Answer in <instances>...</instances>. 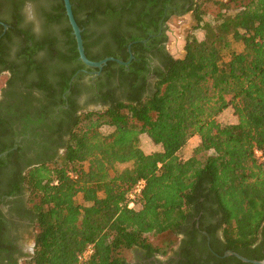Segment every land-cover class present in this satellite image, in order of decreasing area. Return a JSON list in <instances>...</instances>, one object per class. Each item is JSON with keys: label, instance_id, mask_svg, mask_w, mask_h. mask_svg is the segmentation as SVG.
Listing matches in <instances>:
<instances>
[{"label": "trees", "instance_id": "16d2710c", "mask_svg": "<svg viewBox=\"0 0 264 264\" xmlns=\"http://www.w3.org/2000/svg\"><path fill=\"white\" fill-rule=\"evenodd\" d=\"M27 1L35 3L41 20L38 35L30 27H19V10ZM138 1L148 11L158 0ZM71 3L91 60L113 56L126 61L127 44L137 41L132 45L135 59L129 65L134 76L128 78L127 67L114 61L103 69L118 70L132 90L124 100L113 98L107 108L77 114L64 155L30 168V162L25 169L12 168L29 192L34 214L35 248L22 264H128L124 252L135 247L151 254L166 253L174 240L154 244L147 235L179 234L193 218L194 227L199 223L211 233V227L221 230L223 249L214 247L219 255L232 250L250 259H263L264 161L257 158L255 149L264 153V0L197 3L194 14L204 39L188 37L181 58L163 54L164 68L156 70L149 94L143 87L147 62L139 53L145 44L139 40L156 34L157 29L130 33L126 38L120 33L122 24L131 23L125 19L131 10L126 4L117 10L111 4L100 7L99 0ZM208 12L214 19L203 23ZM102 15L113 22L112 46L92 53L100 39H93L89 25L101 24ZM0 16L9 25L2 35L0 24V57L5 39L18 34L17 55L23 59L24 80L33 74L38 87L45 88L48 78L59 75L58 85L65 91L78 68L94 69L78 59L63 0H0ZM155 40L160 38L151 37L148 44ZM235 43L242 49L234 50ZM38 52L42 56L35 59ZM225 52L230 54L228 59ZM137 79L139 86L133 82ZM228 108L233 109L237 123L219 121L218 116ZM103 126L113 130L104 133ZM143 136L159 148L146 153ZM194 137L199 140L194 154L181 158L180 150ZM11 147L0 136V153ZM18 150L0 157V174L4 162ZM204 152L208 153L204 158L197 157ZM124 164L130 165L119 167ZM140 179L146 185L131 199L129 194ZM131 202L139 207H130ZM214 216L219 217L217 225H207L206 220ZM89 246L92 253L80 259ZM211 260L203 262L183 254L181 263L252 264L215 254Z\"/></svg>", "mask_w": 264, "mask_h": 264}, {"label": "flooded vegetation", "instance_id": "af4514ba", "mask_svg": "<svg viewBox=\"0 0 264 264\" xmlns=\"http://www.w3.org/2000/svg\"><path fill=\"white\" fill-rule=\"evenodd\" d=\"M99 1L100 7L111 4L121 10L122 5L126 4L127 8H131L125 14V19L131 23L120 27V33L126 38L130 33L157 29L156 34L149 33L146 38L139 40L145 44V49L139 53L147 62L148 71L143 74V87L145 94H149L156 80V70L164 68L163 54L171 55L167 47L169 20L174 16L194 12L198 0H158L148 11L138 0ZM32 9L28 1L20 8L19 27H30L31 32L38 35L41 26ZM0 18L5 19L4 16ZM102 19L101 24L89 25L93 39H100L92 47V53L101 52L105 46H112L110 33L113 22L106 15H102ZM134 21L138 23L133 24ZM8 28H3L2 35ZM12 34L5 39L6 47L0 57V120L3 127L0 136L11 143L12 147L1 152L0 157H6L12 150H19L11 160L4 162V172L0 174V264H22L33 254L35 248L34 214L29 207V192L12 168L20 166L25 169L27 162H30L27 166L30 168L42 160L64 155L69 131L77 114L107 108L113 98L124 100L132 90L131 84L123 79L124 76L118 70L104 71V67L100 74H96V68H78L70 75V87L65 91H61L58 85L59 75L48 78V87H38L33 74H28L26 80L23 79V59L17 55L20 38L18 34ZM154 36L160 40L148 44L149 39ZM135 42L137 41L127 44V60L131 54L134 55L132 45ZM41 56L42 52H38L34 58L39 59ZM129 65L125 66L126 76L131 78L134 73L129 72ZM139 81L137 79L133 82L139 86ZM4 152H7L6 155H1ZM193 220L194 218L175 235L176 240L168 246L166 253L154 251L151 254L147 249L135 247L134 257L132 261L127 260L128 264H182L183 254H188L194 260L210 263L212 254L224 258L225 253L219 255L214 249H223L221 230L211 227V233L202 229L199 223L194 227ZM218 221L219 217L214 216L208 218L206 224L215 226Z\"/></svg>", "mask_w": 264, "mask_h": 264}, {"label": "rangeland", "instance_id": "374dc122", "mask_svg": "<svg viewBox=\"0 0 264 264\" xmlns=\"http://www.w3.org/2000/svg\"><path fill=\"white\" fill-rule=\"evenodd\" d=\"M201 1H204V0H198L197 3H200ZM218 1H222L225 3L231 2V0H218ZM244 1L246 2L249 0H244ZM28 2L33 8L32 10L36 16L35 18H36L38 24L41 26V20H40L39 15L37 14L35 3L32 1H28ZM206 4H207V2H206ZM215 8L216 7L214 5L212 7H211V5H209V7H208V9L214 10V11H215ZM231 12H232V10H231ZM213 19H214L213 15L210 12H208L207 14H204V16H203V23L204 22H211V21H213ZM197 25H198V22H197V19L195 17V14H194V12H191V11L186 13V14H183V15L174 16L169 20L168 30H167V47H168V50L170 51V53L173 57L181 58L185 55V53H186V51H185L186 41H187L188 37H190L191 35L196 36L199 40L204 39V30L201 27L197 28ZM233 49L238 51V50L242 49V45L240 43H235L233 46ZM229 56H230L229 52L224 53L225 59H228ZM218 119L223 124L237 123V117L234 114L232 108H228L225 111H223L218 116ZM112 130H113V128L110 126H103L102 127V131L104 133H109ZM141 145H142V149L146 153H150V152L157 150L159 148V146L155 145L146 136L142 137ZM198 145H199V140L197 138H192L189 141L188 145L181 151V153H182L180 155L181 158L190 157ZM207 154H208L207 152L200 153L199 155H197V157L204 158ZM128 165H130V164L119 165V167L124 168L125 166H128ZM80 200H81V198H80ZM136 207L138 208L139 204H136ZM147 237H148V240L154 244H163L164 242L176 240L175 235L172 233H165V234H158V235L148 234ZM124 255L127 258V260L132 261V259L134 257L133 249L130 251H125Z\"/></svg>", "mask_w": 264, "mask_h": 264}, {"label": "water", "instance_id": "95a60500", "mask_svg": "<svg viewBox=\"0 0 264 264\" xmlns=\"http://www.w3.org/2000/svg\"><path fill=\"white\" fill-rule=\"evenodd\" d=\"M63 2H64L65 13H66V16L68 18V22L72 28V34L74 35L75 40H76L77 50L79 53V57H78L79 60H81L88 67L96 68L97 69L96 74H100L103 67L109 61H114V62L121 64V65H124V66L129 65L131 60L134 58V55H132V54H131L129 60H127V61H123V60L116 58V57H113V56H108V57H105V58L100 59V60H91L86 54L85 46H84V40H83V36H82L83 28L80 27V25L78 24V22L75 18L71 0H63ZM0 24L4 26V30H6L8 28V25L6 23L0 21ZM129 50H131V45H129ZM6 153L7 152H4L1 155H6ZM230 255L236 256L238 259L242 260L243 262L252 263V264H264V257L261 260L250 259V258L243 256L240 253L232 251V250L226 251L223 256L226 257V256H230Z\"/></svg>", "mask_w": 264, "mask_h": 264}, {"label": "built area", "instance_id": "2783aa9c", "mask_svg": "<svg viewBox=\"0 0 264 264\" xmlns=\"http://www.w3.org/2000/svg\"><path fill=\"white\" fill-rule=\"evenodd\" d=\"M255 154L257 156L258 159H260L261 161H264V153L259 150V149H255ZM146 185V181L144 179H140L134 189L132 190V192L129 194V197L131 199H134L136 196H138L141 191L143 190V188L145 187ZM130 207H136V205L134 204V202H131L129 204ZM93 251V248L92 246H89L85 251L84 253L80 256V259H86Z\"/></svg>", "mask_w": 264, "mask_h": 264}, {"label": "crops", "instance_id": "0c3cea01", "mask_svg": "<svg viewBox=\"0 0 264 264\" xmlns=\"http://www.w3.org/2000/svg\"><path fill=\"white\" fill-rule=\"evenodd\" d=\"M194 138H195V137H194ZM187 145H188V144H187ZM187 145H186V146H187ZM186 146H185V147H186ZM185 147H183V148L180 150L179 155L182 154L181 151H182ZM184 154H185V153H184Z\"/></svg>", "mask_w": 264, "mask_h": 264}]
</instances>
